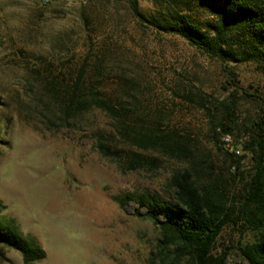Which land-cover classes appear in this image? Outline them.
I'll list each match as a JSON object with an SVG mask.
<instances>
[{
    "label": "rangeland",
    "instance_id": "rangeland-1",
    "mask_svg": "<svg viewBox=\"0 0 264 264\" xmlns=\"http://www.w3.org/2000/svg\"><path fill=\"white\" fill-rule=\"evenodd\" d=\"M138 1L149 18L171 9L214 21L198 1ZM84 68L85 88L93 83L117 114L66 119L36 98L45 81L72 85ZM231 68L233 78L183 38L140 25L124 0H0V221L45 251L32 264H151L160 230L120 199L173 202V178L185 172L238 206L256 164L247 146L264 122V77L253 63ZM256 237L230 224L217 247L227 264H247L236 248ZM0 264L23 256L5 248Z\"/></svg>",
    "mask_w": 264,
    "mask_h": 264
},
{
    "label": "trees",
    "instance_id": "trees-1",
    "mask_svg": "<svg viewBox=\"0 0 264 264\" xmlns=\"http://www.w3.org/2000/svg\"><path fill=\"white\" fill-rule=\"evenodd\" d=\"M86 1L114 3L120 0ZM124 1L140 25L183 38L210 59L220 62L229 76L234 74L232 65L253 63L264 77V0H185V4L198 1L206 6L214 17V21L206 23L199 22L186 10L170 9L149 18L141 10L138 0ZM85 77L84 68L72 85L67 84L66 79L45 81L43 91L35 96L57 102L66 119L93 108L117 114L93 83L85 88ZM227 111L230 114L228 122L220 126L226 134L231 132L235 104L228 105ZM259 130L258 138L247 146L256 164L247 172L238 206L225 194L198 186L189 172L173 178L176 194L173 202L148 193L120 199L125 212L150 220L160 230L151 264H227L229 253L219 252L217 246L230 224L242 225L257 233L254 241L240 243L236 249L247 264H264V122L259 124ZM217 144L220 146L219 141ZM153 146L159 144L153 143ZM101 148L105 149L104 146ZM230 156L237 170L235 176L241 175L244 157L236 152ZM5 248L20 252L24 264L46 257L39 245L27 241L12 225L0 221V258H5Z\"/></svg>",
    "mask_w": 264,
    "mask_h": 264
},
{
    "label": "built area",
    "instance_id": "built-area-1",
    "mask_svg": "<svg viewBox=\"0 0 264 264\" xmlns=\"http://www.w3.org/2000/svg\"><path fill=\"white\" fill-rule=\"evenodd\" d=\"M38 1H39V2H47V0H38ZM225 141H226V142H230V139L227 138Z\"/></svg>",
    "mask_w": 264,
    "mask_h": 264
}]
</instances>
